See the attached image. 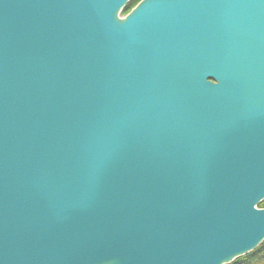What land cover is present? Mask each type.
I'll return each mask as SVG.
<instances>
[{
    "label": "water",
    "instance_id": "water-1",
    "mask_svg": "<svg viewBox=\"0 0 264 264\" xmlns=\"http://www.w3.org/2000/svg\"><path fill=\"white\" fill-rule=\"evenodd\" d=\"M0 0V264H228L264 240V0Z\"/></svg>",
    "mask_w": 264,
    "mask_h": 264
},
{
    "label": "trees",
    "instance_id": "trees-1",
    "mask_svg": "<svg viewBox=\"0 0 264 264\" xmlns=\"http://www.w3.org/2000/svg\"><path fill=\"white\" fill-rule=\"evenodd\" d=\"M141 0H131L124 11L129 12L138 2ZM261 207H264V200L260 203ZM232 264H264V241L253 251L248 254L237 258Z\"/></svg>",
    "mask_w": 264,
    "mask_h": 264
},
{
    "label": "rangeland",
    "instance_id": "rangeland-1",
    "mask_svg": "<svg viewBox=\"0 0 264 264\" xmlns=\"http://www.w3.org/2000/svg\"><path fill=\"white\" fill-rule=\"evenodd\" d=\"M126 14V12L125 11H123V13H122V15H125ZM242 257V256H241ZM239 258V257H238ZM237 259V258H236ZM235 259V260H236ZM235 260H233L232 262H230V263H228V264H232Z\"/></svg>",
    "mask_w": 264,
    "mask_h": 264
},
{
    "label": "bare ground",
    "instance_id": "bare-ground-1",
    "mask_svg": "<svg viewBox=\"0 0 264 264\" xmlns=\"http://www.w3.org/2000/svg\"><path fill=\"white\" fill-rule=\"evenodd\" d=\"M257 207H258V208H264V207H261V206H260V204H259V205H257Z\"/></svg>",
    "mask_w": 264,
    "mask_h": 264
}]
</instances>
